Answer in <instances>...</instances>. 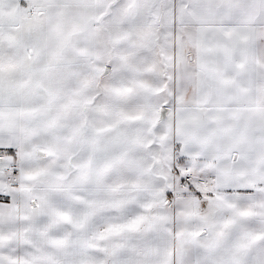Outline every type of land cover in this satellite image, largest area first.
Listing matches in <instances>:
<instances>
[{
  "label": "snow or ice",
  "instance_id": "1",
  "mask_svg": "<svg viewBox=\"0 0 264 264\" xmlns=\"http://www.w3.org/2000/svg\"><path fill=\"white\" fill-rule=\"evenodd\" d=\"M0 264H264V0H0Z\"/></svg>",
  "mask_w": 264,
  "mask_h": 264
}]
</instances>
